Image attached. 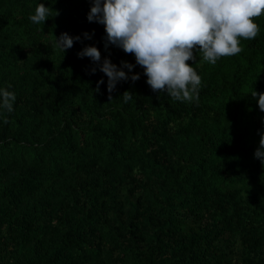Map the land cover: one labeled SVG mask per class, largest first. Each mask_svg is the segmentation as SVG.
Returning a JSON list of instances; mask_svg holds the SVG:
<instances>
[{
  "label": "trees",
  "instance_id": "trees-1",
  "mask_svg": "<svg viewBox=\"0 0 264 264\" xmlns=\"http://www.w3.org/2000/svg\"><path fill=\"white\" fill-rule=\"evenodd\" d=\"M91 6L0 0V88L16 95L0 109V264H264V112L250 95L264 92V13L239 55L188 62L202 81L189 103L153 92L139 65L109 94L77 53L135 57L105 48ZM64 32L81 40L63 53L51 40Z\"/></svg>",
  "mask_w": 264,
  "mask_h": 264
},
{
  "label": "clouds",
  "instance_id": "clouds-1",
  "mask_svg": "<svg viewBox=\"0 0 264 264\" xmlns=\"http://www.w3.org/2000/svg\"><path fill=\"white\" fill-rule=\"evenodd\" d=\"M90 2L92 6L87 19L103 25L105 48L112 44L135 57V64L122 61L118 67L107 57L101 63V52L96 46L87 45L77 53L79 57H89L99 65V70L107 77L109 94L120 81L139 80L140 73H132V69L139 65L153 92L167 93L173 100L189 103L198 102L202 83L193 66L197 63V57L201 64L206 62L215 65L221 58L239 55L243 51L241 41L253 40L260 34V25L256 20L264 13V0ZM50 15L51 9L41 2L29 19L39 25L44 24ZM83 35L91 39L89 33ZM80 40V36L73 37L64 32L59 37L52 34L51 44L64 53L73 47L74 41ZM125 68L128 72L123 70ZM91 71L95 73L96 68ZM103 83V79L98 81V87ZM8 87L11 88V85ZM250 95L258 98V107L264 112V92L253 89ZM121 96L128 102L132 100L133 93L124 91ZM15 100L14 92L0 88V109L11 113ZM4 123H8L7 119ZM258 134L259 147L254 155L264 165V133Z\"/></svg>",
  "mask_w": 264,
  "mask_h": 264
}]
</instances>
